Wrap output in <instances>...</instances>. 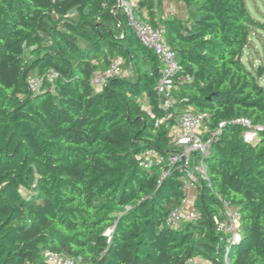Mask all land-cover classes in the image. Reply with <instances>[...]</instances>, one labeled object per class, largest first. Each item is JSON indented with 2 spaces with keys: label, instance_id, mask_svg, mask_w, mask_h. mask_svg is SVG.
Wrapping results in <instances>:
<instances>
[{
  "label": "trees",
  "instance_id": "obj_1",
  "mask_svg": "<svg viewBox=\"0 0 264 264\" xmlns=\"http://www.w3.org/2000/svg\"><path fill=\"white\" fill-rule=\"evenodd\" d=\"M173 1L190 17L165 18L164 0L137 10L164 26L179 64L163 111L160 64L117 0H0V264H46L44 251L91 264H264V66L245 61L264 23L248 0ZM113 58L128 75L96 91L92 79ZM188 109L228 126L207 161L198 221L172 228L166 219L188 196L182 174L160 184L161 170L140 157L175 153V120L155 123ZM242 117L261 128L255 145L231 125ZM222 199L243 214L239 243L218 232Z\"/></svg>",
  "mask_w": 264,
  "mask_h": 264
},
{
  "label": "built area",
  "instance_id": "obj_2",
  "mask_svg": "<svg viewBox=\"0 0 264 264\" xmlns=\"http://www.w3.org/2000/svg\"><path fill=\"white\" fill-rule=\"evenodd\" d=\"M54 2L58 0H52ZM141 0H117L118 8L127 17L128 25L145 46H147L157 58L162 71V79L158 85L159 107L163 111L172 108L174 102V89L172 77L179 68L176 53L168 44L163 25L154 27L149 18H141L137 10ZM121 58H113L110 66L102 73H98L92 79V86L100 91L110 79L122 78L125 73L122 69ZM32 91L38 92L42 80L30 77L28 80ZM143 108L151 114L148 104ZM172 120L173 125H169ZM168 123L173 139L175 153L164 155L156 149H149L141 154L140 164L145 169L159 168L161 170L159 183L164 182L173 172H180L181 189L188 195L184 201L186 204L191 191L198 194L202 183H209L208 159L214 155L215 147L222 139L223 130L227 123L216 126L211 125L209 116L205 113L195 112L192 109L182 111L178 118L168 112L163 119L156 121L155 126L160 127ZM243 127V138L246 144L255 145L261 128L250 119L242 117L231 122V125ZM184 207V206H183ZM171 212L166 219V226L178 228L185 222L196 223L199 214L194 209L187 213L181 210ZM221 219L217 221L218 232L231 244L239 243L244 235L243 214L241 209L230 200H221ZM43 257L46 264H91L83 257L72 258L66 254L44 251ZM226 263L229 264L226 259ZM30 264V263H28ZM185 264H214L210 258L195 256L187 260Z\"/></svg>",
  "mask_w": 264,
  "mask_h": 264
},
{
  "label": "rangeland",
  "instance_id": "obj_3",
  "mask_svg": "<svg viewBox=\"0 0 264 264\" xmlns=\"http://www.w3.org/2000/svg\"><path fill=\"white\" fill-rule=\"evenodd\" d=\"M248 5L250 7L252 15L264 23V0H248ZM167 6L164 5V8ZM172 8L173 14L171 16L177 15L180 16L182 19H187L190 17V13L188 12L187 8L183 4H179V6L173 5ZM138 15V12H137ZM74 15L71 14L70 18H73ZM248 60V61H247ZM245 61L247 64L250 65L248 62L251 63L254 67H259L260 65L264 66V31L259 32L258 34L254 35L252 38V45L246 51ZM124 71V70H123ZM124 75H128V72L124 71ZM131 78V76H130ZM148 104L147 99H142V105L146 106ZM194 197L189 195V198L184 205L183 209L181 210L184 214L187 213L190 209H194L198 212L196 207L197 199H193Z\"/></svg>",
  "mask_w": 264,
  "mask_h": 264
},
{
  "label": "crops",
  "instance_id": "obj_4",
  "mask_svg": "<svg viewBox=\"0 0 264 264\" xmlns=\"http://www.w3.org/2000/svg\"><path fill=\"white\" fill-rule=\"evenodd\" d=\"M166 4H167V6L164 8L165 18L174 17V16H171V14H173V10H172V8L174 7L173 5L176 4V6H179V4L175 3L173 0H164V5H166ZM138 16L145 19V18H147V13H146V11L141 10L138 12ZM175 17L181 18L180 16H177V15H175ZM189 195L194 197L193 199H195V198L197 199V197H198V194H196L195 191H191V193Z\"/></svg>",
  "mask_w": 264,
  "mask_h": 264
}]
</instances>
